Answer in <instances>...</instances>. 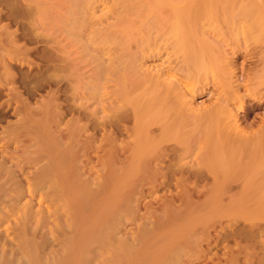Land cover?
<instances>
[{
  "label": "rangeland",
  "instance_id": "1",
  "mask_svg": "<svg viewBox=\"0 0 264 264\" xmlns=\"http://www.w3.org/2000/svg\"><path fill=\"white\" fill-rule=\"evenodd\" d=\"M134 1L0 0V264H264V184H251L264 176V164L248 166V150L237 179L223 184L221 170L205 166L199 130L198 145L193 137L187 143L188 134L161 145L144 136L137 151L132 102L133 121L118 117L112 138L120 40L101 32L91 45L77 32L83 18L90 24L84 31L95 32L98 23L123 26L127 11L143 12L141 21L162 18L185 0ZM205 1L186 0L185 9L201 11ZM218 1L224 70L198 82L172 48L146 64L180 81L177 105L226 107L240 128L227 115L224 138L252 141L264 133V38H253L255 0ZM109 58L118 60L113 69Z\"/></svg>",
  "mask_w": 264,
  "mask_h": 264
},
{
  "label": "bare ground",
  "instance_id": "2",
  "mask_svg": "<svg viewBox=\"0 0 264 264\" xmlns=\"http://www.w3.org/2000/svg\"><path fill=\"white\" fill-rule=\"evenodd\" d=\"M141 1H143V0H141ZM174 1L176 2L177 0H174ZM134 2H136V1H134ZM165 2L167 3V1H165ZM216 2L218 3L219 1L217 0ZM216 2H214V0H207L202 5V7H204L203 10L200 11V9L198 7L199 11L198 10L194 11L195 9L192 11L189 9L188 10L185 9L190 4V3L186 4L187 2L185 0L184 2H182L179 5V7H176L178 9L175 8L173 11L170 10L171 12H169L168 15L162 16V18L152 19V20L149 18V15H146L144 17V19L142 20L143 22L140 20V17H141L140 15L144 14L143 12H138L139 14L141 13L139 15L138 13L137 14L135 12L133 13V11H132V13H131V11L130 12L127 11L128 14H126V17H125L126 18L125 24L123 25V23H122L123 26H121V25L119 27L115 26V24H116L115 22H114L115 24H113L111 21L108 20L109 22L108 23L106 22V24L98 23V26L97 27L95 26L96 28L92 27L93 29H96L95 32L84 31L85 29L88 28V26L90 24H88V22H86L85 18H83L82 26H81L84 28L82 30L83 32H80V33L77 32V33L80 35L79 37H81L82 39H85L86 41H88V43L91 42V45H92V43H94L92 41H96V35H98V33L101 34V32H106L107 36L106 35L105 36L107 37L108 40H109V38H111V36L112 37L114 36V33H116L117 38L120 40L119 44L121 46L120 49L122 50V51L121 50L120 51L123 52V53H121V55H123V58L121 60L122 61V68L120 71V75L118 74L119 76H117V78L115 77L114 78L115 80L113 79L115 84L117 85V87H116L117 93L114 91L116 93L114 95H115V98L119 99L118 100L119 105H117L115 107L113 106L112 112L109 115L110 116L109 121L113 127L112 132H113L114 137H112V138H115V135H117L115 128L118 129L116 126H119L117 124L118 117H120V118L124 117L126 119H129V117H131V114L129 113L130 109H129V107L127 108L126 104L128 102H130V103L132 102L135 105L133 107V110H131L132 111L131 113H132V117L134 118V121L136 123L135 127H133L134 128L133 133H135L134 135H136V137H137V140L134 142V144H132V146L134 145L133 146L134 149H136L138 151V149L143 147L144 136H145V139L147 138L148 142L150 139V141H152V144H153V142L156 143L160 139L162 141V139L164 140L168 137L173 138V136H177V135L179 136V135H183V134L186 137L188 134L190 140L187 139V140H189V142H187V143L191 142V137H193L192 143H195L194 142L195 140H193V139L196 136L195 133L199 130V132H201V134L203 136L202 140H200V142L202 143L203 148L205 147L209 152V153H207L206 156H204V157H206L205 159L203 157V159L205 160L204 162L207 165H205L203 162L202 163L206 167L207 166L210 167V169L211 168H213V169L217 168L218 171L221 170L220 175H217V176H219V178H217V179H219L220 184L221 183L223 184L232 178L237 179L238 173H239L238 168H240V165L242 164L241 163L242 158H244V156L247 154V153L246 154L244 153V151H246V150L249 151V153L247 155V156H249L248 157L249 158L248 159L249 160L248 166L253 167V165L256 162H259L260 167H262L261 165L264 164V153H263L264 152V133L263 134L258 133V136H256L257 138L253 139L252 141L249 140L250 138L248 140L247 139L241 140V142L238 139L237 140L236 139H234V140H231V139L228 140L227 139L226 140L224 137L226 136V134H228V132L225 129L226 124L224 122L225 121L224 119H225V117H227V115H229L228 117L231 116L234 120L232 123L234 126L232 125V127L239 129L240 123H239L238 116H237L238 114H234L233 111L227 109L226 107L225 108L221 107V108H218L217 110H212L209 108H196V107L192 108L191 105L189 106L187 102L183 106H179V104L177 105L176 100H174L175 99L174 96H176L177 93H175L173 90L177 89V87H175V86L181 85L180 81L178 79H176V77L175 78L163 77V74H162L164 72L162 69L163 67L161 69H154V68H151L150 66H147V64H146V62L148 61L147 60L148 58L155 57L156 54H160V52L163 51V49L167 50L168 48L169 49L172 48L170 50L175 55V57H178V59L179 58L182 59L181 62L183 63L185 69H187L189 71V73L191 74V75L188 74V76H190L191 79L195 78L199 82V79L201 81V78H203V80H204V78H207V79H205V81H206V80H208V77L210 74L213 76V74H212L213 70L214 71H216V70L220 71V69H222V67L224 65V64H222V62L226 61L227 52H226V49L223 48V46H221V44H223L224 42H221L220 41L221 39L218 38V37H220L219 36L220 32H223V29L225 27L223 25H220L217 22L219 20V17H220L219 16L220 12H218V10L216 8L219 7L220 4H216ZM157 4H158V2H157ZM197 4L198 3H196V5ZM158 5H163V3L162 4L159 3ZM254 5H256V8L253 11L254 20L253 19L252 20L255 22L256 21L259 22L260 26L257 27L258 28L257 30L255 28V32H253L254 33L253 38L261 39V38H264V0H255L253 7H254ZM189 7H191V6L189 5ZM193 7H195V6L193 5ZM259 7H260V10L258 11L257 8H259ZM91 12L93 13V10ZM226 15H227V13L224 16L226 17ZM221 16H223V15H221ZM253 16H252V18H253ZM228 17L229 18H227V20L228 19L230 20L229 14H228ZM137 19L140 20L142 22V24L137 25L136 24ZM224 20H226V19H224ZM227 20L225 21L226 24L228 23ZM214 22L216 24H214ZM229 25H231V24H229ZM226 29L229 31V30H233L234 27L228 26V27H226ZM213 33H216V35L218 34L217 38L212 37V36H214ZM210 35H212V36H210ZM112 39H114V38H112ZM134 41L137 44V46H135V49H136L135 51H133L134 46L132 45V43ZM225 44H227V43H225ZM233 54H234V52H233ZM168 59L170 60L171 58L169 57ZM115 61H116L115 59L113 60L112 58L111 59L109 58V60L107 62L106 61H104V62L108 68L110 66V69H113V68H111V66L112 65L115 66L114 64H112ZM168 62H170V61H168ZM110 69L108 70L109 74H110V72H112ZM223 70H224V67H223ZM115 71H116V69H115ZM182 71H184V70H182ZM113 72H114V70H113ZM111 77H112V75H111ZM259 78L262 81H264V73L261 74ZM188 80H190V79L188 78ZM111 81H112V79H111ZM95 85H97V84H95ZM179 87H182V86H179ZM180 90L177 89L176 91L178 92ZM181 92H182V90H181ZM176 98H177V96H176ZM239 109H242L241 105H240ZM126 115H127V117H125ZM132 117H131V119H132ZM132 121H133V119H132ZM159 121L161 122L160 126L157 124V123H159ZM157 125L159 126L160 133L162 134V136H160V137L158 136L159 137L158 139L156 138L157 137L156 132L158 129ZM231 129H233V128H231ZM240 131H241V129H240ZM243 133H244V131H243ZM150 134H152V135H150ZM194 134H195V136H194ZM201 134L199 133V135H201ZM177 137H175V138H177ZM179 137H182V136H179ZM246 137H247V135H246ZM175 140H177V139H175ZM161 141L158 142L159 145H161L163 143L162 142L160 144ZM166 141L170 142L171 139L170 140L166 139ZM166 141H165V143H166ZM173 142L174 141H172V143ZM197 142L195 144H197ZM125 143H126V141H125ZM195 144L194 145L192 144V145L195 146ZM114 145H115V143H114ZM199 145H200V143H199ZM52 148H53V146H52ZM143 149L144 148H142V150ZM185 150H184V152H185ZM225 150H228L229 153L225 154L224 153ZM203 151H204V149H203ZM136 160H137V158H136ZM122 163H123V161H122ZM203 164H201V166ZM194 168H195V166H194ZM196 168H199V167H196ZM254 168H256L255 165H254ZM175 171H177V170H175ZM197 171H198V169H197ZM200 171H202V170H200ZM207 171H208V169H207ZM250 171H252V170H250ZM253 172L254 171H252V173ZM255 174L256 173H254L253 175H255ZM241 175H243V174H241ZM215 176H216V174H215ZM210 177H212V176L210 175ZM247 178H249V177H247ZM260 183L263 186L264 176H260V178L257 177L251 181V184H253L254 189H255V187H258V185H261ZM251 184H250V187H251ZM254 185H255V187H254ZM250 187L248 189H250ZM248 189H247V191L249 192ZM260 189L259 190H260L261 196H258V197H260L259 199L263 198V200L261 199L262 202H261V204L259 203L260 204L259 207H261V205L264 202V186L261 187ZM256 190H258V189H256ZM250 192H251V189H250ZM233 196H235V195H233ZM231 198H233V197H231ZM261 200H259V202ZM255 208H257V207H255ZM255 214H257V213H255ZM261 219L264 222V219L263 218H261ZM258 220H259V218H258ZM254 221H256V220H254ZM255 224H256V222H255ZM263 226H264V224H263ZM261 232L263 233L262 230H261ZM262 242H264V241H262Z\"/></svg>",
  "mask_w": 264,
  "mask_h": 264
}]
</instances>
